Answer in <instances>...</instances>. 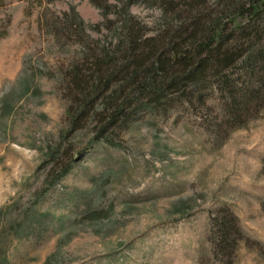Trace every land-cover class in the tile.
I'll use <instances>...</instances> for the list:
<instances>
[{"label":"rangeland","instance_id":"obj_1","mask_svg":"<svg viewBox=\"0 0 264 264\" xmlns=\"http://www.w3.org/2000/svg\"><path fill=\"white\" fill-rule=\"evenodd\" d=\"M104 1L107 18L91 0H0V264H264V104L228 125L212 90L206 108L140 112L118 146L74 126L70 65L116 50L127 16L147 36L162 23L158 0Z\"/></svg>","mask_w":264,"mask_h":264},{"label":"trees","instance_id":"obj_2","mask_svg":"<svg viewBox=\"0 0 264 264\" xmlns=\"http://www.w3.org/2000/svg\"><path fill=\"white\" fill-rule=\"evenodd\" d=\"M116 1L120 15L137 2ZM91 2L107 18L111 6ZM213 2L158 0L162 23L156 34L147 36V27L127 16L116 50L88 49L89 56L72 63L64 90L74 126L87 121L95 140L118 146L113 134L140 112L161 113L174 104L206 108L212 90L221 93L228 125L264 104V0ZM72 24L54 31L73 34ZM59 160L53 169L60 170V179L70 163ZM234 222L229 213L217 218V245L226 254L238 232Z\"/></svg>","mask_w":264,"mask_h":264}]
</instances>
